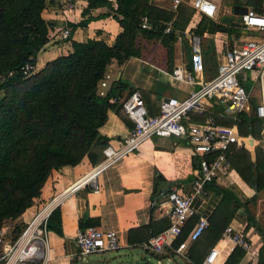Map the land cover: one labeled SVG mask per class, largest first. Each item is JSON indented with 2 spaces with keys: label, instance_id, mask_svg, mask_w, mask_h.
<instances>
[{
  "label": "crops",
  "instance_id": "crops-1",
  "mask_svg": "<svg viewBox=\"0 0 264 264\" xmlns=\"http://www.w3.org/2000/svg\"><path fill=\"white\" fill-rule=\"evenodd\" d=\"M69 1L71 3L73 1L70 8H64L60 14L57 12L56 4L48 6L47 10H43L41 14L42 19L50 22L52 27L47 32V41L35 56V71L39 70L45 62L69 51L68 41L60 38V30L63 28L68 29V33H70L68 38L73 41L83 42L93 38L100 39L107 45L112 43L116 34L121 30L116 21L112 19L111 12L105 8H95L89 11L90 20L84 26L70 31L67 23L75 24L82 19L80 12L85 6V1ZM109 1L114 7L113 0ZM245 1H233L228 7L230 13H228V9L224 8V14H219L217 0H212L216 6L215 16L211 19L204 18L206 21L215 24L217 28L212 32L204 29L200 34L197 33L201 37L200 47L202 41L208 47L203 48V51H208L204 58L201 50L203 61L201 81L210 79L214 75L216 64L220 58V50L224 43L230 45L234 41L233 39L245 37L242 36L241 28L232 29L233 24L226 25L223 23L225 19L220 20L226 14H233L231 10L233 5L251 9L245 4ZM181 4L186 5L191 10L187 3ZM259 5L261 12L264 9V0H260ZM175 10L176 8L173 13ZM106 12L109 13L107 16H99ZM191 16L192 10L185 27ZM201 17L194 19L195 29ZM164 25V29L168 28L169 30V23H164ZM223 28L226 30L224 31ZM164 29L163 33L168 32V30L165 32ZM226 31H233L235 37L230 40ZM140 45L138 57L129 56L120 65L112 61L106 66L103 78L100 80L104 82V86L101 88L98 86V91L101 90L104 93L109 91L112 93L111 97H115L123 96L128 91L137 89L144 99L145 104L143 105L146 113L152 116L157 113L161 99L166 97L182 99L196 86L184 81H173L169 78V72L174 66L186 64L188 60L189 52L182 32L171 43L169 53L159 41L149 43L142 41ZM152 53L158 57H152ZM208 57H214V60L209 62ZM245 79L244 76H241L240 83L242 86ZM247 79L249 80L248 73ZM244 88L247 89L248 87ZM250 101L248 109L251 111L253 99ZM116 107L117 105L113 103V108L106 111L105 120L97 128L98 135L105 138L106 143L112 146L117 145L132 126L130 120L122 112L115 113ZM204 107L205 112L213 115L215 119H231L224 113L223 107L215 103L213 99L204 101ZM196 118L197 114L192 112L188 113L186 117L190 122H199L196 121ZM247 135L249 133L243 136ZM250 139L249 144L251 143V146L245 149L252 160L254 157L253 149L256 148L264 153V144L260 143V147L254 145V141L259 142L263 139L262 134L258 139L252 137ZM95 163L89 161L86 156H82L74 165H63L51 170L45 178L38 196L19 216L13 221L11 220L12 223L23 225L37 207L78 179ZM195 176L196 156L191 153L189 145L183 137H152L145 140L132 153L96 176L98 188L96 192L91 191L86 186L81 191H76L64 198L60 205L55 208L59 218L60 234L57 235L46 230L47 249L45 254L47 259L45 264H78L73 237L79 228L77 224L79 219H84L88 226L111 229L116 232L118 247L113 251L101 252V255H94L90 258L105 260L108 264H151V262L154 264H179L176 261H179L180 264H199L208 249L220 236L222 227L227 224L235 229H241L251 243L252 250L256 253V256L253 257L243 252L236 264H256L257 252L263 243V238L255 227H258L264 234V188L255 191L253 186H247L230 166L226 175L220 177V185L217 183H213L215 186L204 184V193L193 195L190 201V207L194 214L189 218L192 220L189 229L197 217H204L207 224L209 218L216 220L217 217H221L222 211H219L221 207H218V204L221 202L222 193L217 187L227 191L232 201L237 205L234 210L229 207L225 211L224 224L221 228L216 227L218 234L215 238L214 236L211 237V240L213 239L211 244H209V237L198 245H193V241L188 243L184 253L185 258L173 254L172 249L176 245V240L171 243L169 248H164L161 253H150L143 248V243L150 235L162 230L168 224L169 206L158 196V193L174 187L179 194L188 195ZM157 185H161V188L156 192ZM230 204L229 206L232 205ZM1 228L5 229L6 227L1 226ZM219 245L221 244L218 243ZM231 251L223 250L221 264Z\"/></svg>",
  "mask_w": 264,
  "mask_h": 264
},
{
  "label": "trees",
  "instance_id": "trees-1",
  "mask_svg": "<svg viewBox=\"0 0 264 264\" xmlns=\"http://www.w3.org/2000/svg\"><path fill=\"white\" fill-rule=\"evenodd\" d=\"M84 1L82 19L75 24L67 23L69 30L84 26L90 20V10L105 8L121 29L112 43L107 45L93 38L78 42L67 36L64 39L69 43L66 54L54 57L39 70L23 76L21 65L29 62L34 67L35 56L47 41L52 24L44 21L40 14L54 1L0 0V224L15 219L30 206L51 170L74 165L82 156L92 163L100 160L106 139L98 135L97 128L105 120L106 111L113 108L109 101L112 93H98V82L106 66L112 61L120 65L129 56L138 57L142 41H159L169 53L171 43L182 32L191 12L186 5L179 4L173 13L157 7L151 0H113L114 7L109 0ZM245 4L254 12H260V0H246ZM138 14L146 15L152 28L140 29ZM164 23H169L166 33H163ZM216 28L201 17L195 32L200 34L204 29L212 32ZM140 97L145 104L141 93ZM114 111L121 112L118 106ZM205 116L197 115L196 121L203 122ZM215 122L224 126L235 124L242 136L247 133L254 139L261 136L260 120L251 111L242 110L236 113L235 119L217 118ZM254 145L261 146L256 141ZM253 152L251 160L245 148L231 144L225 157L240 179L259 191L264 188V153L256 148ZM217 189L222 193L218 204L222 215L216 220L209 218L207 228L193 245L201 244L207 237L211 244V237L218 234L216 227L224 224L225 211L237 207L227 191ZM77 224L78 229L88 226L84 219H79ZM191 224L192 220L188 219L182 225L176 244ZM255 229L263 238L256 264H264V234L258 227ZM46 230L60 234L56 209L47 218ZM242 254L240 248H233L223 264H236Z\"/></svg>",
  "mask_w": 264,
  "mask_h": 264
},
{
  "label": "built area",
  "instance_id": "built-area-1",
  "mask_svg": "<svg viewBox=\"0 0 264 264\" xmlns=\"http://www.w3.org/2000/svg\"><path fill=\"white\" fill-rule=\"evenodd\" d=\"M181 3H187L192 10V16L182 31L189 52L188 60L186 64L174 66L169 72V78L196 87L182 99L174 97L161 99L157 113L152 116L146 113L137 89H132L123 96L111 97L109 101L119 107L132 123V127L117 145L106 143L100 150V160L83 172L78 179L37 207L14 238L6 239L5 229L0 227V264H45L46 221L51 211L59 206L64 198L86 186L96 192L98 190L96 176L99 173L116 164L142 142L152 137H183L191 153L196 156V176L192 181L190 194L181 195L174 187L158 193L169 206L168 224L150 235L143 243V248L150 253H161L164 248H169L180 234L182 225L194 214L190 207L192 196L203 194L204 184L220 185V177L226 175L229 164L225 152L228 147L231 144L243 148L251 146L249 135L238 134L235 125L217 124L214 116L205 112L206 100L213 99L223 107L229 118L235 119L236 113L248 110L250 100L253 99L251 112L260 120L264 139V9L259 13L246 9L244 13L237 15V25L243 29V33L246 30L251 31V37L233 39L230 45L224 43L214 75L201 81L203 71L201 37L194 32V19L200 16L213 18L216 6L212 0H170V7L174 10ZM137 16L140 29L152 28V23L146 15ZM167 30L168 28L164 29L165 32ZM67 36L68 29H61L60 38L66 39ZM33 68L29 62H24L20 67V73L27 76L34 70ZM242 71L249 75L250 86L247 89L240 83ZM98 84L99 88L104 86L103 81ZM98 93L104 95V91L99 90ZM190 112L197 115L205 114L204 121H188L186 117ZM206 226V219L197 217L185 237L172 249L173 254L185 258L188 243L198 238ZM218 243L221 245L218 246ZM73 244L79 260H84L92 253L113 251L118 247L114 230L94 226L78 229L74 234ZM235 247L240 248L245 254L256 256L242 230L227 224L199 264H221L223 250L229 252Z\"/></svg>",
  "mask_w": 264,
  "mask_h": 264
},
{
  "label": "rangeland",
  "instance_id": "rangeland-1",
  "mask_svg": "<svg viewBox=\"0 0 264 264\" xmlns=\"http://www.w3.org/2000/svg\"><path fill=\"white\" fill-rule=\"evenodd\" d=\"M53 1H54V4H48L43 10H47L48 6H53V5L56 4L57 5V12L60 14V11L61 10H64V8L69 9L70 8V5L73 3V1L71 3L69 0H53ZM233 1L234 0H217L218 6H219V9H218L219 10V14H222V13L224 14V12H223L224 8L228 9L229 5ZM151 3L154 4V5H156L157 7L165 8V9H168V10H170V11L173 12V10L170 8V0H151ZM43 10H42L41 14L43 13ZM228 13H230L229 12V9H228ZM222 19H225V22H223V23H225L226 25L233 24L232 29L239 28V26H237V17H236V15L226 14L222 18H220V20H222ZM240 31H243V29H241ZM226 34H227V37L230 40L235 37V34H234L233 31H226ZM251 35H252V32L249 31V30H246L243 33L242 36H249V37H251ZM149 42H153V41H149ZM201 47H202L201 50H202V54H203V58H204L205 53H207L208 51H203V48L207 47V44L204 41H202ZM151 55H152V57H158V55H156L155 53H152ZM213 60H214V57L213 58L208 57V61L209 62H212ZM240 76H244L246 78L245 79V82L242 83L243 86L246 87V88L249 87L250 86V81L247 79V73L242 71V72H240ZM98 86H99V84H98ZM248 108H249V105H248ZM247 111L250 112L249 109ZM259 143H263L264 144V139H262L261 141H259ZM263 207H264V205H263ZM12 221L11 220H5V221H2L1 224H0V227L1 226L2 227L3 226L6 227L5 228V235H6L5 238L6 239H12V238H14L17 235V233L21 230V228L23 227V225L16 224V223H12ZM94 255H101V253H92V254L87 255L86 258L94 257ZM79 262L80 261L78 259V263ZM176 262L180 264L179 261H176ZM151 264H154V263L151 262Z\"/></svg>",
  "mask_w": 264,
  "mask_h": 264
},
{
  "label": "water",
  "instance_id": "water-1",
  "mask_svg": "<svg viewBox=\"0 0 264 264\" xmlns=\"http://www.w3.org/2000/svg\"><path fill=\"white\" fill-rule=\"evenodd\" d=\"M232 13L234 15H238L241 13L245 12V7L243 6H237V5H233L231 7ZM232 25V24H231ZM223 30L225 31L226 29L223 28ZM167 98V97H166ZM170 185H172L171 183H169ZM161 188V185H157L156 186V192L159 191V189ZM157 194V193H156ZM78 264H108L105 260H101V259H90V258H85L84 260H82L80 263Z\"/></svg>",
  "mask_w": 264,
  "mask_h": 264
}]
</instances>
